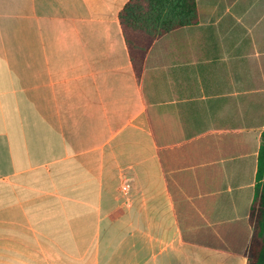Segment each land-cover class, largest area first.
Returning a JSON list of instances; mask_svg holds the SVG:
<instances>
[{
	"label": "crops",
	"instance_id": "crops-1",
	"mask_svg": "<svg viewBox=\"0 0 264 264\" xmlns=\"http://www.w3.org/2000/svg\"><path fill=\"white\" fill-rule=\"evenodd\" d=\"M129 0H0V264H247L264 0H196L136 76Z\"/></svg>",
	"mask_w": 264,
	"mask_h": 264
},
{
	"label": "trees",
	"instance_id": "trees-1",
	"mask_svg": "<svg viewBox=\"0 0 264 264\" xmlns=\"http://www.w3.org/2000/svg\"><path fill=\"white\" fill-rule=\"evenodd\" d=\"M196 18V0H129L119 19L136 76L140 78L144 56L156 39L194 23ZM249 223L252 233L245 251L247 264H264V131Z\"/></svg>",
	"mask_w": 264,
	"mask_h": 264
}]
</instances>
